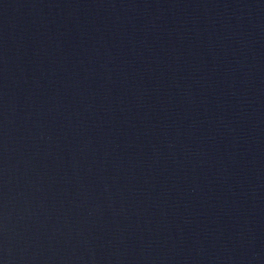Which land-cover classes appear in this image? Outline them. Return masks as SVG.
<instances>
[{"label": "water", "instance_id": "1", "mask_svg": "<svg viewBox=\"0 0 264 264\" xmlns=\"http://www.w3.org/2000/svg\"><path fill=\"white\" fill-rule=\"evenodd\" d=\"M0 264H264V0H0Z\"/></svg>", "mask_w": 264, "mask_h": 264}]
</instances>
